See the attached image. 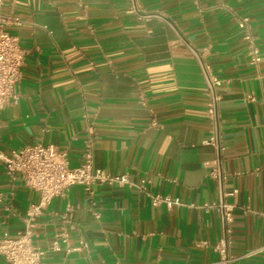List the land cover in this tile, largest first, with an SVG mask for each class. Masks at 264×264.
<instances>
[{
  "label": "crops",
  "instance_id": "crops-1",
  "mask_svg": "<svg viewBox=\"0 0 264 264\" xmlns=\"http://www.w3.org/2000/svg\"><path fill=\"white\" fill-rule=\"evenodd\" d=\"M2 0L1 15L25 51L17 99L0 109V150L32 142L77 166L89 145L95 168L129 186L68 187L35 218L41 264H211L200 241L222 235L200 61L221 80L224 191L235 205L228 249L261 251L264 264V0ZM198 55V57L196 56ZM156 121L157 125H151ZM180 205L153 206L149 195ZM38 193L0 162V236L23 229ZM57 240L59 249H51ZM80 241L81 251L67 250ZM0 264H7L0 256Z\"/></svg>",
  "mask_w": 264,
  "mask_h": 264
},
{
  "label": "built area",
  "instance_id": "built-area-1",
  "mask_svg": "<svg viewBox=\"0 0 264 264\" xmlns=\"http://www.w3.org/2000/svg\"><path fill=\"white\" fill-rule=\"evenodd\" d=\"M129 12L141 18H148L152 14H139L135 1L129 0ZM2 0H0V7ZM21 20L10 15L0 14V109L13 103L17 97V83L20 78V69L24 62L25 51L19 45L17 36L9 33L10 26H18ZM198 57V55H196ZM200 71L204 79L205 116L209 123L208 135L202 144L210 146L213 151L211 159L203 162L208 169V175L215 181L218 199L211 204H203L205 209H215L220 217L222 235L216 243L208 241L198 242L199 246L210 247L218 255L211 264H239L240 259L261 251L251 250L241 255H233L228 249L229 224L232 221L233 203L226 202L235 191L227 192L223 184L227 178L222 167L223 146L220 134L219 105L222 100L219 87L221 80L200 61ZM151 125L156 126V121ZM0 162L8 177L19 175L24 184L38 193V201L31 204L27 210L23 229L10 235L3 232L0 236V256L7 264H41L44 251L33 244L35 218L55 196H63L65 190L73 185H80L86 191L95 184L129 186L140 193H146L147 180L140 179L138 183L130 180L124 174H110L95 168L92 163V151L88 145L82 153L81 162L69 167L65 151L58 150L52 144L32 142L19 148L12 149L8 154L0 150ZM153 206L164 204L167 207L180 205V200L168 196L149 195ZM87 248L84 241L67 250L81 251ZM51 249L58 250L57 240L51 243Z\"/></svg>",
  "mask_w": 264,
  "mask_h": 264
}]
</instances>
